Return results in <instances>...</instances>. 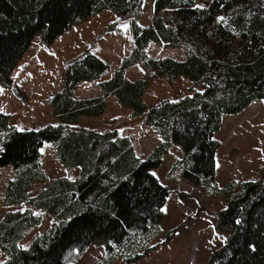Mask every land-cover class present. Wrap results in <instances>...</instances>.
I'll use <instances>...</instances> for the list:
<instances>
[{
    "label": "trees",
    "instance_id": "obj_1",
    "mask_svg": "<svg viewBox=\"0 0 264 264\" xmlns=\"http://www.w3.org/2000/svg\"><path fill=\"white\" fill-rule=\"evenodd\" d=\"M142 4L143 0H0V85L6 88L13 86L12 71L38 32L50 43L75 23L110 10L128 19L134 44V53L107 80L102 77L109 64L91 50L68 62L63 89L50 99L59 124L22 130L0 112V169L10 165L16 171L3 202L29 206L0 220V250L7 255L1 264H74L98 239L105 240L111 260L134 261L150 252V243L161 232V209L169 195L151 169L176 143L183 157L176 160L168 179L184 177L211 195L226 196L219 225L230 237L208 264H264V172L260 180L244 181L239 189L235 181L219 187L214 180L219 147L214 133L222 118L264 98V0H210L203 9L195 7L200 0H153L152 22L144 26L138 22ZM150 43L183 48L185 59L150 57ZM137 63L171 82L185 76L194 85L201 83L203 90L148 107L143 99L148 76L126 78ZM92 80H99L102 97L71 95L78 85ZM109 95L131 109L132 117L145 115V122L162 137L145 159L117 130L78 126L83 115L104 114ZM45 142L53 144L67 169L80 168L78 178L50 180L41 162ZM36 183L48 186L30 197ZM36 208L53 223L25 250L20 242L42 221ZM173 235L172 230L168 238Z\"/></svg>",
    "mask_w": 264,
    "mask_h": 264
},
{
    "label": "rangeland",
    "instance_id": "obj_2",
    "mask_svg": "<svg viewBox=\"0 0 264 264\" xmlns=\"http://www.w3.org/2000/svg\"><path fill=\"white\" fill-rule=\"evenodd\" d=\"M210 0H200L205 5ZM153 0H143L138 18L140 25L152 22ZM91 50L109 64L102 80L109 79L121 66L125 57L134 53L132 32L128 19L110 10L90 16L75 23L50 43L42 41L41 32L32 42L11 74L13 86L0 85V112L10 116V125L22 130L41 129L49 124H59L54 114L51 97L63 89L64 71L69 61ZM150 57L185 59L183 48H166L150 43L146 48ZM148 76L150 85L144 94L148 107L164 100H179L203 90L201 83H194L185 76L171 82L168 76H153L141 63L126 72L128 80ZM99 80L85 81L71 93L75 98L102 97ZM132 110L121 105L116 95L107 97V108L101 116L83 115L79 127L105 132L117 130L128 136L139 157L145 159L162 141L158 130L145 122V115L132 117ZM219 147L216 152L214 180L219 187L235 181L239 186L247 180H260L264 172V98L254 100L243 111L222 118L220 129L214 133ZM42 166L50 180H73L80 176V168L67 169L58 159L51 142L40 149ZM183 157L179 144H174L161 164L151 169L159 181L168 188L169 195L162 206L166 208L160 220L161 232L154 237L153 249L139 259L126 261L122 257L110 259L104 239L90 244L74 264H208L212 255L228 241L230 231L219 225L220 213L227 207L226 196L211 195L201 185L179 177L170 181L168 174L177 159ZM16 171L10 165L0 169V220L9 213L28 208L4 205L7 183L14 179ZM48 183H36L29 196L36 195ZM34 212L42 221L20 242L28 250L33 240L45 232L53 219L42 209ZM174 231L172 238L169 232ZM219 234L220 238H217ZM222 238L226 241L222 242ZM211 241V242H210ZM7 255L0 250V264Z\"/></svg>",
    "mask_w": 264,
    "mask_h": 264
},
{
    "label": "snow or ice",
    "instance_id": "obj_3",
    "mask_svg": "<svg viewBox=\"0 0 264 264\" xmlns=\"http://www.w3.org/2000/svg\"><path fill=\"white\" fill-rule=\"evenodd\" d=\"M195 7L198 8V9H203L205 6H204V5H201V4H196ZM218 19H219V20H223L224 18H223V17H219ZM0 91H2V89H0ZM151 174H152L153 176H156V173H154V172L151 173ZM161 211H162V212H166V208H162ZM217 238H220V237H219V234H217ZM224 241H226V238H222V242H224ZM210 242H211V241H210Z\"/></svg>",
    "mask_w": 264,
    "mask_h": 264
}]
</instances>
